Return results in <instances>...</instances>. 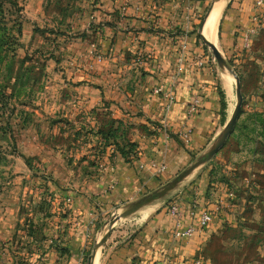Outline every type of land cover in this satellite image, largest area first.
Returning <instances> with one entry per match:
<instances>
[{
    "label": "rangeland",
    "instance_id": "1",
    "mask_svg": "<svg viewBox=\"0 0 264 264\" xmlns=\"http://www.w3.org/2000/svg\"><path fill=\"white\" fill-rule=\"evenodd\" d=\"M205 1L192 25L199 28L197 48L188 42L196 29L177 44V74L210 67L224 124L210 144L190 150L187 121L197 115L196 97L175 134L155 119H144L149 131L135 126L138 112L123 111L153 96L166 119L176 79L154 83L149 49L135 55L132 44L115 45L111 0H0V264H105L151 217L163 210L173 216L177 192L201 174L217 192L210 210L216 228L189 261L264 264V12L247 33L231 31L233 42L215 31L214 43L200 35L202 24L215 1L223 2L222 23L232 0ZM92 98L96 104L88 105ZM109 106L126 113L115 115ZM139 131L168 134L188 155L183 166L161 177L163 162L136 164ZM146 167L156 181L129 192L119 171L141 175Z\"/></svg>",
    "mask_w": 264,
    "mask_h": 264
},
{
    "label": "crops",
    "instance_id": "2",
    "mask_svg": "<svg viewBox=\"0 0 264 264\" xmlns=\"http://www.w3.org/2000/svg\"><path fill=\"white\" fill-rule=\"evenodd\" d=\"M262 1L232 0L231 9L222 23L220 20L224 14V12L222 14L223 2L215 1L202 24L200 35L207 41L215 43L218 40L215 31L225 32V38L233 42L232 33L230 37L231 31H241L240 35H242L256 26L254 17H259L264 12V4H258ZM111 4L113 6L111 10L116 9L115 13L118 18V26L112 31V41L115 42V45L121 49L122 47L128 49V44H132V48L135 50H130L135 55H141L142 52L149 49L153 53V59L151 57L152 61L149 62H152L153 65L149 70L152 74L149 76L150 78L148 76L147 78L154 83H156L155 78L161 86L166 85L171 79H176L174 86L176 103L173 106V113L166 119H163L156 110L155 97L151 95L153 99L150 104L138 107L126 106L123 107V111H130L131 115L134 113L137 115L138 112L139 115L133 118L135 126L145 124L146 130L149 131L152 126L144 119H155L164 128H167L170 134H175L184 124L185 114L189 109L188 104L196 97L197 115L187 121L193 132L188 145L190 150H197L210 144L220 133L224 124L218 114L219 99L215 77L211 73L210 67L190 74H177L178 52L176 49L177 44L182 39L183 32L194 29L196 30L193 34L188 35V42L190 47L197 48L195 36L198 34L199 28L192 25H194L195 16H198L207 1L111 0ZM212 12H216V17L213 29L207 38L204 34V26ZM106 30L108 31L109 28ZM110 38L109 41H111ZM147 78L146 81H148ZM224 80L225 86L229 89L231 87L230 78L225 76ZM96 100V98H92L88 105L93 103L95 105ZM109 109L115 115L126 113L120 110L118 106H109ZM136 142L141 151L139 153L141 158L136 161V164H147L152 159L163 162L166 169L161 177L175 173L188 158L186 152L179 149L177 143L162 131H158L155 135H148L139 131ZM130 171L128 168H123L118 173L120 179H126L127 182L125 181V183H127L129 192L133 188V192L138 193L143 185L146 183L153 184L156 181L155 178L158 177H154L152 170L147 167L141 175H139L140 170L139 172ZM207 186L206 174H201L193 179L176 194L174 204L180 207L181 217H174L165 210L159 212L145 223L131 243L128 242L120 248L111 250L107 255L105 264H192V260L189 261V259L203 246L202 243L206 240V236L216 228L215 220L201 233L196 231L190 237L175 238L174 232L190 225H196V218L194 219L189 215L192 208H195L196 216L203 210L210 211L212 209V204L217 198V192L215 189L208 190ZM148 210L151 211L152 208ZM227 215L225 214L221 219L225 221L228 218Z\"/></svg>",
    "mask_w": 264,
    "mask_h": 264
},
{
    "label": "built area",
    "instance_id": "3",
    "mask_svg": "<svg viewBox=\"0 0 264 264\" xmlns=\"http://www.w3.org/2000/svg\"><path fill=\"white\" fill-rule=\"evenodd\" d=\"M260 4V2L258 3ZM171 213L173 214L174 217H181V210L180 207L177 204H173L171 207ZM189 215L193 217L196 221V225H190L187 228L178 230L174 232V237L175 238H186L192 236L196 231H200L204 228H206L208 225H210L213 222L214 219V214L210 212L209 210H203L201 211L197 216L195 213L194 208H192L189 211ZM199 264V262L197 263Z\"/></svg>",
    "mask_w": 264,
    "mask_h": 264
},
{
    "label": "water",
    "instance_id": "4",
    "mask_svg": "<svg viewBox=\"0 0 264 264\" xmlns=\"http://www.w3.org/2000/svg\"><path fill=\"white\" fill-rule=\"evenodd\" d=\"M207 43L213 49V51L216 53V50L214 49V46L210 42H207ZM218 60L220 61V58L219 57H218ZM236 89H237V95L240 96V88H239V83H238L237 80H236ZM231 125H232V121L229 122L228 126L226 127V130L219 137L218 144L208 153V156L209 157L212 156L221 147L222 143L225 141L226 137L228 136V134L230 132Z\"/></svg>",
    "mask_w": 264,
    "mask_h": 264
},
{
    "label": "bare ground",
    "instance_id": "5",
    "mask_svg": "<svg viewBox=\"0 0 264 264\" xmlns=\"http://www.w3.org/2000/svg\"><path fill=\"white\" fill-rule=\"evenodd\" d=\"M215 10H217V9H215ZM215 17H216V12H212L209 15L208 19L206 20V23H205V26H204V34H205V36H207V38H209V34H210L211 30L213 29ZM149 211L150 210L147 209V210H145V211L142 212V216H141L142 219H144L147 216V214L149 213ZM94 263H95V261H94Z\"/></svg>",
    "mask_w": 264,
    "mask_h": 264
},
{
    "label": "trees",
    "instance_id": "6",
    "mask_svg": "<svg viewBox=\"0 0 264 264\" xmlns=\"http://www.w3.org/2000/svg\"><path fill=\"white\" fill-rule=\"evenodd\" d=\"M3 39H4V36H0V52H1V50H3L2 45H1V42H2ZM221 107H222V109L225 107V103H224L223 100L221 101Z\"/></svg>",
    "mask_w": 264,
    "mask_h": 264
}]
</instances>
